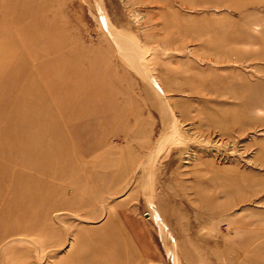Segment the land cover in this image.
Masks as SVG:
<instances>
[{
	"label": "rangeland",
	"instance_id": "1",
	"mask_svg": "<svg viewBox=\"0 0 264 264\" xmlns=\"http://www.w3.org/2000/svg\"><path fill=\"white\" fill-rule=\"evenodd\" d=\"M86 263L264 264V0H0V264Z\"/></svg>",
	"mask_w": 264,
	"mask_h": 264
},
{
	"label": "bare ground",
	"instance_id": "2",
	"mask_svg": "<svg viewBox=\"0 0 264 264\" xmlns=\"http://www.w3.org/2000/svg\"><path fill=\"white\" fill-rule=\"evenodd\" d=\"M122 48H124L123 47V45H122ZM126 49V48H125ZM127 50V49H126ZM128 51V50H127ZM129 60V59H128ZM172 125V124H171ZM174 127V126H173ZM169 131V128H168V130H166V132H168ZM173 132V131H172ZM167 133H165V135H166ZM167 135H169V133L167 134ZM171 135V134H170ZM168 137V136H167ZM166 136H165V138H167ZM170 140V139H169ZM168 144V142H167V140L165 141V143H164V146H163V148L165 147V145H167ZM161 150V149H160ZM158 154H159V152H158ZM87 264V263H86Z\"/></svg>",
	"mask_w": 264,
	"mask_h": 264
}]
</instances>
